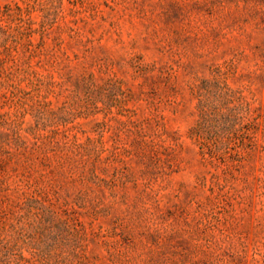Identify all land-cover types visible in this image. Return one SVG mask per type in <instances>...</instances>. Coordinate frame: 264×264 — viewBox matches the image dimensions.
I'll return each instance as SVG.
<instances>
[{
    "label": "rangeland",
    "instance_id": "obj_1",
    "mask_svg": "<svg viewBox=\"0 0 264 264\" xmlns=\"http://www.w3.org/2000/svg\"><path fill=\"white\" fill-rule=\"evenodd\" d=\"M0 264H264V0H0Z\"/></svg>",
    "mask_w": 264,
    "mask_h": 264
}]
</instances>
